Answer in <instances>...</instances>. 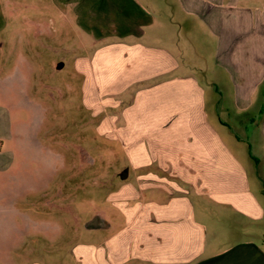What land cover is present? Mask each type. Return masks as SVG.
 I'll return each mask as SVG.
<instances>
[{
  "label": "crops",
  "instance_id": "0c3cea01",
  "mask_svg": "<svg viewBox=\"0 0 264 264\" xmlns=\"http://www.w3.org/2000/svg\"><path fill=\"white\" fill-rule=\"evenodd\" d=\"M46 1L99 45L129 159L81 264H264V178L242 136L264 143V0Z\"/></svg>",
  "mask_w": 264,
  "mask_h": 264
},
{
  "label": "rangeland",
  "instance_id": "374dc122",
  "mask_svg": "<svg viewBox=\"0 0 264 264\" xmlns=\"http://www.w3.org/2000/svg\"><path fill=\"white\" fill-rule=\"evenodd\" d=\"M98 48L46 0H0V264H81L76 246L97 237L87 228L109 214L105 195L128 183ZM242 136L264 178V143Z\"/></svg>",
  "mask_w": 264,
  "mask_h": 264
},
{
  "label": "water",
  "instance_id": "95a60500",
  "mask_svg": "<svg viewBox=\"0 0 264 264\" xmlns=\"http://www.w3.org/2000/svg\"><path fill=\"white\" fill-rule=\"evenodd\" d=\"M63 65V63H60L59 64V67H61ZM127 175H128V169H125V171L121 174V177H127Z\"/></svg>",
  "mask_w": 264,
  "mask_h": 264
},
{
  "label": "trees",
  "instance_id": "16d2710c",
  "mask_svg": "<svg viewBox=\"0 0 264 264\" xmlns=\"http://www.w3.org/2000/svg\"><path fill=\"white\" fill-rule=\"evenodd\" d=\"M263 188H264V182H263Z\"/></svg>",
  "mask_w": 264,
  "mask_h": 264
}]
</instances>
